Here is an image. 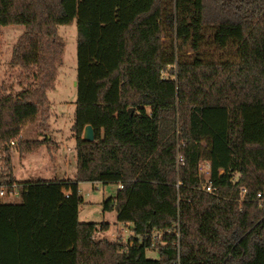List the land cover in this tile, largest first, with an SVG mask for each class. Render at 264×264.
Here are the masks:
<instances>
[{
  "label": "trees",
  "instance_id": "trees-1",
  "mask_svg": "<svg viewBox=\"0 0 264 264\" xmlns=\"http://www.w3.org/2000/svg\"><path fill=\"white\" fill-rule=\"evenodd\" d=\"M74 20L76 174L20 181ZM0 25L26 26L22 88L0 84V192L21 197L0 194V264H264V0H0ZM82 182L123 185L102 206L128 240L80 221Z\"/></svg>",
  "mask_w": 264,
  "mask_h": 264
},
{
  "label": "rangeland",
  "instance_id": "rangeland-1",
  "mask_svg": "<svg viewBox=\"0 0 264 264\" xmlns=\"http://www.w3.org/2000/svg\"><path fill=\"white\" fill-rule=\"evenodd\" d=\"M26 31L25 25H0V84H5L13 92L22 88L21 70L10 66L12 49L19 37ZM59 36L65 43L63 63L59 66L58 78L54 89L49 90L50 103L47 107L48 123L28 124L24 130L26 142L44 141L46 134L51 135V144L34 145L32 153L23 155L17 144L13 146L15 175L20 181L38 178H64L76 172L77 160L75 138L72 126L75 122L78 75V44L77 22L59 26ZM26 157V159H24ZM67 171L68 175L65 174ZM84 203L79 209V219L82 222H110L108 230L96 233V239L102 237L115 239L116 210L104 211L102 203L118 193L117 183L82 182L80 184ZM5 202H21V197L5 190L2 195ZM126 241L130 236L125 230ZM133 233V231H132ZM121 234V233H120ZM150 258H157L158 251L148 250Z\"/></svg>",
  "mask_w": 264,
  "mask_h": 264
},
{
  "label": "crops",
  "instance_id": "crops-1",
  "mask_svg": "<svg viewBox=\"0 0 264 264\" xmlns=\"http://www.w3.org/2000/svg\"><path fill=\"white\" fill-rule=\"evenodd\" d=\"M76 84H77V82H76ZM46 135L51 139V135H50V134H46ZM22 137H23V139L25 140V136L23 135V133H22ZM26 154H32V153H23L24 156H26ZM24 159H26V157H25ZM13 162H14V156H13ZM76 170H77V168H76ZM14 171H15V166H14ZM65 174L68 175L67 171H65ZM75 174H76V172L73 173V175H71V176H66V178H68V177H73ZM16 177H17V176H16ZM17 179H18V178H17ZM49 179H51V178H49ZM111 212H112V211H111ZM117 216H118V212L116 211V218H117ZM116 225H118V229H117V233L114 235L115 238H116L120 233H121V235H123V236L125 237V235H126L125 230H129V231H130V234H129V235L133 234V233H132V224H131V223H122V222H119L118 219H117ZM99 233H100V232H99ZM101 238H105V237H102V236H101ZM128 239H129V238H128ZM111 240H113V239H111Z\"/></svg>",
  "mask_w": 264,
  "mask_h": 264
},
{
  "label": "built area",
  "instance_id": "built-area-1",
  "mask_svg": "<svg viewBox=\"0 0 264 264\" xmlns=\"http://www.w3.org/2000/svg\"><path fill=\"white\" fill-rule=\"evenodd\" d=\"M16 143V141H12V144L14 145ZM210 169H211V165H210V163H208V162H205V163H202L201 165H200V170L202 171V172H205V173H209L210 172ZM121 188H123V185L122 184H118V189H121ZM207 191H212V188L210 187V186H208L207 188ZM0 194L1 195H4L5 194V189L4 188H2V190H1V192H0ZM12 194H17L18 195V192L15 190V191H13L12 192ZM258 196L259 197H263V195L260 193V194H258Z\"/></svg>",
  "mask_w": 264,
  "mask_h": 264
},
{
  "label": "water",
  "instance_id": "water-1",
  "mask_svg": "<svg viewBox=\"0 0 264 264\" xmlns=\"http://www.w3.org/2000/svg\"><path fill=\"white\" fill-rule=\"evenodd\" d=\"M130 112H134V108H130ZM83 138L85 140L94 141L95 140V132L92 125H87L84 129Z\"/></svg>",
  "mask_w": 264,
  "mask_h": 264
}]
</instances>
